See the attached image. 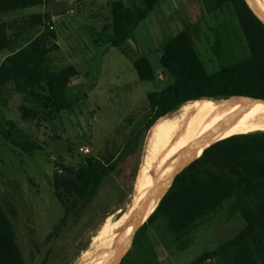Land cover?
Masks as SVG:
<instances>
[{"label":"rangeland","instance_id":"374dc122","mask_svg":"<svg viewBox=\"0 0 264 264\" xmlns=\"http://www.w3.org/2000/svg\"><path fill=\"white\" fill-rule=\"evenodd\" d=\"M115 1L119 0H73L74 5H70L71 0H48L42 6L0 15V24H10V33L15 34L30 15L55 10L50 22L57 39L49 44H57L59 49L51 54V68L73 65L83 80L70 91V96L81 97L74 110L65 113L63 122L55 128L45 126L37 131L41 149L33 155L6 137L16 128L28 126L19 109L23 95L13 92L9 83L5 90L10 93L0 96V104L4 97L13 99L0 109V202L13 220L25 264L77 263L106 227L113 226L136 205V180L147 154L150 130L134 153L124 154L123 148L131 129L148 110L147 93L161 91L177 80L164 58L165 43L185 30V24L192 23L191 39L210 72L218 71L222 61L229 58L224 48L221 60L216 53L220 50L216 28L233 18L228 10L207 15L202 0H167L163 3L166 13L152 16L155 27L150 19L138 22L133 37L118 48L108 41L113 35ZM123 1L133 8L145 2ZM260 2L264 5V0ZM5 56L0 55V64ZM181 113L182 107L167 117ZM84 146L89 147L87 155L81 149ZM88 156L120 161L95 199L71 214L56 231L65 209L56 195L55 177L68 174L69 169L77 172ZM228 204L195 232L186 250H179L168 236L151 228L149 236L162 264H191L235 237L246 222L240 214L229 219ZM116 234L129 236L125 224Z\"/></svg>","mask_w":264,"mask_h":264},{"label":"trees","instance_id":"16d2710c","mask_svg":"<svg viewBox=\"0 0 264 264\" xmlns=\"http://www.w3.org/2000/svg\"><path fill=\"white\" fill-rule=\"evenodd\" d=\"M47 0H0V15L44 5ZM156 0H145L138 8L122 0L112 4L113 35L108 41L121 47L131 39L135 24L155 8ZM207 15L228 10L233 18L216 28L220 50L229 58L216 72H210L189 29L178 32L164 45V58L177 80L161 91L147 93L148 110L139 119L124 143L123 153L131 154L156 121L185 104L200 99L249 97L264 99V23L247 0H202ZM51 14H35L25 20L20 32L11 34V25L0 24V96L12 83L13 92L21 94L22 118L28 124L6 133L11 143L33 155L41 146L37 131L55 128L64 114L74 110L81 97L70 96L73 85L82 83L80 71L73 65L53 70L52 52L59 49L49 44L57 39ZM17 23V22H16ZM24 25V24H23ZM53 26V28L51 27ZM105 36H103L104 38ZM239 51V53H238ZM156 70V67H154ZM156 74V73H155ZM12 96L3 98L4 107ZM119 159L88 156L76 172L55 177V190L67 218L81 211L97 196L106 178L117 169ZM229 202V219L240 214L245 227L232 239L191 264H264V131L234 134L210 146L204 154L184 169L161 203L138 230L133 246L121 264H162L153 241L151 228L168 236L179 250H186L195 232ZM0 264H25L13 220L0 202Z\"/></svg>","mask_w":264,"mask_h":264},{"label":"bare ground","instance_id":"6f19581e","mask_svg":"<svg viewBox=\"0 0 264 264\" xmlns=\"http://www.w3.org/2000/svg\"><path fill=\"white\" fill-rule=\"evenodd\" d=\"M251 2L264 15V5L260 0ZM232 98L196 100L185 104L180 115L165 116L156 121L149 131L147 154L136 180V205L153 183L152 172L156 168L167 161L172 164L163 180V188H167L175 174L173 166L191 159L193 148L207 136L264 131V102ZM128 216L129 213L124 214L113 226L106 227L75 264H111L117 258L119 248L127 242L128 237L116 232L123 227Z\"/></svg>","mask_w":264,"mask_h":264},{"label":"water","instance_id":"95a60500","mask_svg":"<svg viewBox=\"0 0 264 264\" xmlns=\"http://www.w3.org/2000/svg\"><path fill=\"white\" fill-rule=\"evenodd\" d=\"M249 6L254 11V13L262 20L264 23V15L252 4L251 0H247ZM246 99H250L255 102H264V99H257V98H249V97H242ZM232 135H219V136H207L203 141H201L198 145H196L193 149V157L189 159L187 162L182 164H176L173 166V171L175 172L173 179L170 185L167 188H163V180L164 177L167 175L170 167L172 164L170 162H166L163 166L156 168L152 172L153 176V183L151 184L150 188L145 192L143 197L141 198L140 202L134 206L130 212L129 216L125 222V227L128 229V239L127 242L119 248V252L117 258L111 264H121L124 257L129 253L131 250L135 236L141 226L148 221L151 215L155 212L159 204L161 203L164 196L167 194L171 186L173 185L176 177L189 165H191L194 161L200 158L204 152L216 142L225 139ZM155 206V207H154ZM154 207L153 212L151 209ZM149 216L145 219V215L149 213Z\"/></svg>","mask_w":264,"mask_h":264},{"label":"crops","instance_id":"0c3cea01","mask_svg":"<svg viewBox=\"0 0 264 264\" xmlns=\"http://www.w3.org/2000/svg\"><path fill=\"white\" fill-rule=\"evenodd\" d=\"M59 1H62V0H59ZM123 1V0H122ZM166 1L167 0H156L155 1V8H154V10L150 13V14H148L147 15V17H145V19L144 20H142V21H146V19H150L151 21H152V25L155 27V25H154V21H153V18H152V16H154V15H163V14H165L166 12H165V10H164V4L166 3ZM125 2V1H124ZM48 3V0L45 2V4H47ZM126 3V2H125ZM164 3V4H163ZM182 3H185L184 1H182ZM44 4V5H45ZM68 4H70V5H74L73 4V0H71V2L70 3H68ZM127 5V4H126ZM42 6V5H41ZM37 7V6H36ZM74 10L73 9H71V12H73ZM14 12H16V11H14ZM14 12H10V13H14ZM54 12H55V10H53V11H44L43 13H40L41 15H44L45 13H50L51 14V19H54L55 18V14H54ZM10 13H8L9 15H10ZM35 14H38V13H35ZM35 14H32V15H35ZM5 15H7V14H5ZM32 15H30V16H32ZM162 23V22H161ZM134 32V31H133ZM133 32H132V36H131V38L133 37ZM177 34V33H176ZM175 34V35H176ZM130 40V39H129ZM6 57V56H5ZM5 57H4V59H5ZM4 59H3V61H4Z\"/></svg>","mask_w":264,"mask_h":264},{"label":"built area","instance_id":"2783aa9c","mask_svg":"<svg viewBox=\"0 0 264 264\" xmlns=\"http://www.w3.org/2000/svg\"><path fill=\"white\" fill-rule=\"evenodd\" d=\"M53 28V26H51ZM82 151L85 153V155H87L90 150H89V147L88 146H84L83 148H81ZM216 263V259L215 258H209L207 259L206 261V264H215Z\"/></svg>","mask_w":264,"mask_h":264}]
</instances>
